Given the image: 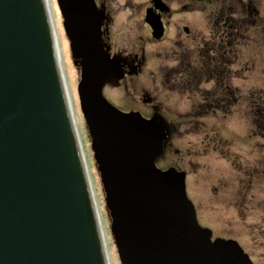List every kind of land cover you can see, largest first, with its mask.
<instances>
[{
    "label": "water",
    "instance_id": "1",
    "mask_svg": "<svg viewBox=\"0 0 264 264\" xmlns=\"http://www.w3.org/2000/svg\"><path fill=\"white\" fill-rule=\"evenodd\" d=\"M58 6L121 264H254L237 241L199 224L185 174L157 167L159 118L104 97L120 69L96 0ZM58 41L47 0H0V264H108Z\"/></svg>",
    "mask_w": 264,
    "mask_h": 264
},
{
    "label": "flooded vegetation",
    "instance_id": "2",
    "mask_svg": "<svg viewBox=\"0 0 264 264\" xmlns=\"http://www.w3.org/2000/svg\"><path fill=\"white\" fill-rule=\"evenodd\" d=\"M201 1L191 0L190 5H180L181 16L173 21H170L173 14L169 12L170 5L166 0H151V3L140 6L143 35L135 36L120 51L115 49L114 43L105 41L107 14L97 3L102 15L104 48L120 69L105 86L116 77L125 78L124 81L130 85L133 102L140 108H124L115 102L117 99L109 102L124 113H140L146 119L159 118L166 132L163 154L170 136L169 125L212 122L213 131L209 130L210 133L203 136L202 144L207 152L214 155L224 153L222 157L227 161L230 172L228 175L223 173L225 175L218 179L211 195L218 198L221 189L236 185L239 202L248 203L250 200L264 210V84L259 82L249 89L247 74L254 67L250 66L253 62L246 59L247 51L253 44L258 45L253 41L257 39L255 36H264V21L258 18L259 0H224L221 12H217L218 9L210 3H203L206 5L201 9ZM205 11H209L208 19L201 27L199 18ZM167 13H170V19ZM167 39L172 42L169 50L164 47ZM260 42L264 43V37ZM169 62L175 64L170 66ZM174 107H178V111ZM248 112L252 115L254 130L250 136L238 132L226 140L218 138L216 123L235 119L244 123ZM202 134L197 131V136ZM235 144L248 147L242 154L231 158L229 148H234ZM163 154L157 161L163 159ZM181 154V163L185 165L190 154L184 151ZM180 168L184 169V166L163 165L160 169L184 173L188 193L189 176ZM214 168V174H217L220 168L216 165ZM189 199L192 201L191 197ZM243 214H246L245 210ZM246 228L243 225V229ZM256 232L261 235V231L256 229Z\"/></svg>",
    "mask_w": 264,
    "mask_h": 264
},
{
    "label": "rangeland",
    "instance_id": "3",
    "mask_svg": "<svg viewBox=\"0 0 264 264\" xmlns=\"http://www.w3.org/2000/svg\"><path fill=\"white\" fill-rule=\"evenodd\" d=\"M150 1L151 0H98V5H100L102 10L106 11L108 19V22L105 25V41L107 43H109L108 41L112 44L114 43L117 47L115 49L120 51L125 45H129L130 41L135 36L143 35L139 7L151 3ZM223 1L224 0H202L200 8L204 9V5L206 4L203 3H210L218 9L217 12H221L223 9ZM51 3L59 32L58 36L65 75L70 95L74 103L73 108L75 107L78 131L87 156V164L98 208L100 209L111 263L121 264L116 243L111 231L112 219L107 207L106 193L99 173L98 164L92 151L91 135L82 112L79 96V85L81 83L82 74L80 61L73 56L70 41L65 33L63 25L64 20L58 6V0H51ZM166 3L170 5L169 12L173 14V17L171 18L172 20L170 21H173L179 19L181 16L180 12L182 7L180 5H190L191 0H166ZM257 9L259 10L258 18L261 19V21H264V0L258 1ZM208 13L209 11H205L204 13L201 12L199 18L201 27L204 25V20L206 22L208 19V16H206ZM167 18L170 19V13H167ZM206 29L207 28H201V30ZM255 37L257 39H253V41L255 40L258 45L253 44V47L247 51L246 57V59L249 60V63L253 62L250 66L254 67V69L247 74L249 89L258 85L259 82L264 84V76L262 75L264 73V43L260 42L264 36L260 37V35H258ZM249 45L250 47L252 46L251 41L249 42ZM261 45L263 47H261ZM171 46L172 42L167 39L164 43V47L169 50ZM128 51H130V48ZM173 64L175 63H168L170 66ZM261 76L263 78H261ZM124 80L125 78L122 79V77H116L109 81L104 88L105 97L108 101L117 99L115 102L127 109L139 107V104L136 106L133 102V97L129 89L130 85ZM142 86H144V84H142ZM262 87L264 88V86ZM177 109L178 107H174V110L178 111ZM251 118L252 115L250 116V113L248 112V119L244 123H238L235 121L236 119L228 123H225V121L220 124L216 123L215 130L217 131L218 138L226 140L228 137H231L232 133L238 132L246 133L244 135L250 136V134L253 133V120ZM212 126V122L195 125L175 124L173 127L172 125H169V140L165 146L163 159L160 158L157 161V166L162 169L163 165L184 166V169H180L186 171L189 176L190 184L188 195L191 197L192 201H194L193 203L197 208L199 224L204 228L210 229L213 232L214 238L237 241L255 264H263L264 229L262 228L264 227V210L260 208L259 204L250 200L248 203L239 202L237 194L239 188H236V185H227L226 189H221L218 198L211 195L213 187L218 185V179L225 175L223 173H227L228 175L230 172L228 168L229 166H227V161H224V157H222L224 153H217V155H214L211 151L207 152L205 146H203L204 143L202 144L203 136L210 133L209 130L213 131L214 127ZM197 131H201L203 134L197 136ZM248 146L250 148V143ZM248 146L235 144L234 148H229L231 158L237 157V154H242V151L247 149L245 147ZM183 151L190 154L189 160L185 162V165L181 163V153H183ZM215 165L217 168H220L217 174H214L213 171L215 170ZM244 210L246 214H243ZM243 215L244 217H242ZM243 225H246L248 229H243ZM256 229L259 232L261 231V235L256 232Z\"/></svg>",
    "mask_w": 264,
    "mask_h": 264
},
{
    "label": "bare ground",
    "instance_id": "4",
    "mask_svg": "<svg viewBox=\"0 0 264 264\" xmlns=\"http://www.w3.org/2000/svg\"><path fill=\"white\" fill-rule=\"evenodd\" d=\"M47 5L49 7V10L51 12V15H52V18H53V23H54V26H55V29H56V33H57V36L59 35V32H58V27H57V23H56V19H55V14H54V11H53V8H52V3H51V0H47ZM58 40H59V36H58ZM58 49H59V57H60V63H61V67H62V70H63V73H64V76H65V79H66V75H65V70H64V65H63V59H62V53H61V46H60V41H58ZM66 83H67V79H66ZM67 87H68V93H69V99H70V104H71V109H72V112H73V116H74V120H75V126L77 128V132H78V135H79V140L81 142V145H82V152H83V157L85 159V162H86V165H87V168H88V177H89V180L91 182V190L93 192V194L95 195V192H94V188H93V183H92V180H91V176H90V171H89V167H88V164H87V156H86V153H85V149H84V146L82 144V141H81V137H80V134H79V131H78V124H77V119H76V116H75V107L73 108V99L71 98V95H70V90H69V86H68V83H67ZM93 151V150H92ZM94 153V152H93ZM95 156V155H94ZM94 198V197H93ZM94 200H96V205H97V208H98V203H97V199H96V196L94 198ZM98 214H99V217H100V223H101V231H103V236H104V240L106 242V247H107V257H108V264H112L111 263V257H110V253H109V247H108V243H107V239H106V234H105V230L103 228V224H102V218H101V214H100V209L98 208Z\"/></svg>",
    "mask_w": 264,
    "mask_h": 264
}]
</instances>
